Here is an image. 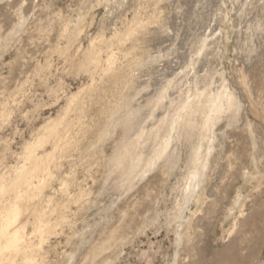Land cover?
<instances>
[{
  "label": "rangeland",
  "instance_id": "374dc122",
  "mask_svg": "<svg viewBox=\"0 0 264 264\" xmlns=\"http://www.w3.org/2000/svg\"><path fill=\"white\" fill-rule=\"evenodd\" d=\"M0 264H264V0H0Z\"/></svg>",
  "mask_w": 264,
  "mask_h": 264
}]
</instances>
